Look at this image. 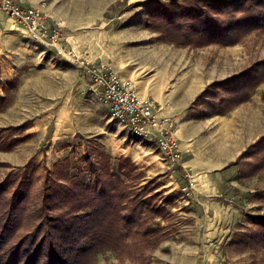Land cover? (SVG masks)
<instances>
[{
	"label": "rangeland",
	"instance_id": "374dc122",
	"mask_svg": "<svg viewBox=\"0 0 264 264\" xmlns=\"http://www.w3.org/2000/svg\"><path fill=\"white\" fill-rule=\"evenodd\" d=\"M25 1L44 4L40 36L0 16V210L8 213L16 199L23 207L9 250L19 241L24 247L35 227L50 230L46 216L72 213V201H58L62 186L74 188L71 178L88 186L107 168L125 182L127 207L134 193L163 211L153 210L135 235L98 250L89 264H264V227L254 222L264 215V26L238 24L221 41L212 34L221 21L247 15L240 0ZM202 21L210 34L193 30ZM100 61L128 77L138 95L169 94L183 105L189 93L188 110L232 111L235 182L200 198L153 144L111 118L84 74ZM217 133L214 127V146ZM16 190L22 200L12 199ZM47 191L50 201H42Z\"/></svg>",
	"mask_w": 264,
	"mask_h": 264
},
{
	"label": "trees",
	"instance_id": "16d2710c",
	"mask_svg": "<svg viewBox=\"0 0 264 264\" xmlns=\"http://www.w3.org/2000/svg\"><path fill=\"white\" fill-rule=\"evenodd\" d=\"M250 1L252 5H246L241 0L236 4L237 8L246 11L244 15H247L245 17L231 21L228 25H224L225 21L217 24L212 34L218 40L221 41L223 38L217 37L218 35H224L226 30H231V27L235 28L238 24L264 26V0ZM256 6L259 9L254 11L253 7L256 8ZM206 21H208L207 18ZM201 23L200 27L198 25L193 30L210 34L211 32L207 29L208 26H205V22L202 21ZM120 167H123V164H120ZM104 172L99 173L88 186L81 183L79 178H71L70 183L76 189L71 187L62 190L65 188V186H62L58 201H72L74 203L72 204V213L65 211V214L58 213L55 217L46 216L42 224L44 226L51 225L50 230L44 231L45 229L42 227L41 233V227H35L31 233L25 236L31 238L24 247L20 248L22 242L19 241L20 244L18 242L14 249L9 250L11 247L9 244L14 236L13 233L20 226V209L23 208L16 198L20 197L19 199L22 200L25 196V194L23 195V193L18 192L19 190H16V193L12 196V199L16 200L14 204L10 205V211L6 213L0 210V257L6 255L7 258L2 257L4 263L89 264L92 255H95L98 250L118 248L126 242L130 235H135V232L137 233L139 229L134 228L144 226L153 210L157 213L163 211L158 204L155 209L149 207L148 201L152 198L151 196L146 197V201H144L142 198L137 199L139 196L134 195V193L129 194L127 201L131 205L127 207L124 200L125 189L123 188L125 182L115 177L107 168ZM3 187L0 186V194L3 192ZM51 193L52 191H47L42 196V201H50ZM82 209H87L89 212L80 216L77 213ZM254 219L257 220L254 221L255 223L264 227V215L256 216ZM143 231L142 234L144 235L145 231Z\"/></svg>",
	"mask_w": 264,
	"mask_h": 264
},
{
	"label": "built area",
	"instance_id": "2783aa9c",
	"mask_svg": "<svg viewBox=\"0 0 264 264\" xmlns=\"http://www.w3.org/2000/svg\"><path fill=\"white\" fill-rule=\"evenodd\" d=\"M43 5L26 4L25 0H0V12L40 36L45 20ZM58 36L59 32L53 34V38ZM84 69V74L93 81L91 88L106 103L112 119L131 136L153 144L171 166L182 164L176 119L163 114L159 101L139 96L130 81L118 75L108 64L88 63Z\"/></svg>",
	"mask_w": 264,
	"mask_h": 264
},
{
	"label": "crops",
	"instance_id": "0c3cea01",
	"mask_svg": "<svg viewBox=\"0 0 264 264\" xmlns=\"http://www.w3.org/2000/svg\"><path fill=\"white\" fill-rule=\"evenodd\" d=\"M100 62L108 64L117 72L115 67H112L108 62ZM138 93L144 98H160L162 101H158L163 105V114L176 119V137L183 152L184 163L176 167L174 173H177L179 177L186 178L200 198H206L209 194L218 193L219 189L227 181L231 185L232 182H235V178L232 179L234 172L230 163L237 154L238 147L236 144L232 145V139L227 137L230 133L232 134V131L229 133V129L232 128V111L222 114L211 113L203 115L202 111L199 113L198 110L191 107L188 110L185 102L188 103L189 99L193 98H190L191 94L189 93H186L182 99L184 100L183 105L181 102L174 101L173 95L171 97L168 96L169 94L162 96L153 95L143 89L138 90ZM214 127L216 132H218L217 134L222 138L215 146L213 144L214 137H212ZM114 144H116V149L121 150L119 153L123 157L128 156V152H123L127 150V146L122 140H117ZM76 150L79 151V149ZM211 185L212 187H210ZM194 191L192 193L196 194Z\"/></svg>",
	"mask_w": 264,
	"mask_h": 264
},
{
	"label": "bare ground",
	"instance_id": "6f19581e",
	"mask_svg": "<svg viewBox=\"0 0 264 264\" xmlns=\"http://www.w3.org/2000/svg\"><path fill=\"white\" fill-rule=\"evenodd\" d=\"M143 98V97H142Z\"/></svg>",
	"mask_w": 264,
	"mask_h": 264
}]
</instances>
